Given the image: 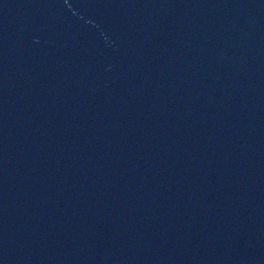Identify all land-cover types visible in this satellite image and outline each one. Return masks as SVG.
Returning a JSON list of instances; mask_svg holds the SVG:
<instances>
[{"label": "water", "instance_id": "1", "mask_svg": "<svg viewBox=\"0 0 264 264\" xmlns=\"http://www.w3.org/2000/svg\"><path fill=\"white\" fill-rule=\"evenodd\" d=\"M0 264H264V0H0Z\"/></svg>", "mask_w": 264, "mask_h": 264}]
</instances>
